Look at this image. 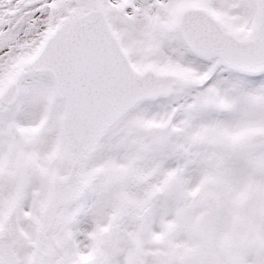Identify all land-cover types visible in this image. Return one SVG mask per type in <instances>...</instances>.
I'll return each mask as SVG.
<instances>
[{"label": "snow or ice", "instance_id": "1", "mask_svg": "<svg viewBox=\"0 0 264 264\" xmlns=\"http://www.w3.org/2000/svg\"><path fill=\"white\" fill-rule=\"evenodd\" d=\"M0 264H264V0H0Z\"/></svg>", "mask_w": 264, "mask_h": 264}]
</instances>
